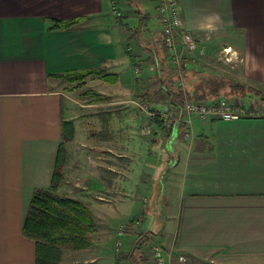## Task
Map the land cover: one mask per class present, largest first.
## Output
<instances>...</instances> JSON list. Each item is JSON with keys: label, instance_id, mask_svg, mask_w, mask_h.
<instances>
[{"label": "crops", "instance_id": "1", "mask_svg": "<svg viewBox=\"0 0 264 264\" xmlns=\"http://www.w3.org/2000/svg\"><path fill=\"white\" fill-rule=\"evenodd\" d=\"M176 1L186 31L198 42L184 58L192 72L185 81L188 92L194 93L197 73L231 77L262 91L264 0ZM75 18L83 22L71 30H50L56 21ZM161 38L155 0H0V264H35V243L23 236V222L34 190L51 188L63 119L75 129L66 149L79 141L64 82L53 75L104 68L119 75L116 84H109L115 87L132 71L130 52L138 77L154 80L157 71L149 56H163ZM160 63L170 70L168 63ZM118 101L123 104L126 97ZM246 101L231 100L233 106ZM258 111L238 121L193 118L190 125L184 123L186 136L174 127L166 220L157 232L151 230L153 220L146 230L173 259L184 255L188 264H264V110ZM90 137V151L104 140L103 152L111 155L110 135L94 132ZM105 170L112 171L110 162ZM91 184L89 195L109 189L98 176ZM160 192L152 194L153 212ZM140 216L144 219V212ZM94 242L88 250L96 248L99 242ZM97 263L93 255L82 262Z\"/></svg>", "mask_w": 264, "mask_h": 264}, {"label": "rangeland", "instance_id": "2", "mask_svg": "<svg viewBox=\"0 0 264 264\" xmlns=\"http://www.w3.org/2000/svg\"><path fill=\"white\" fill-rule=\"evenodd\" d=\"M153 49L158 51L156 47ZM160 57H163L162 54ZM166 64L169 67L174 66L169 60ZM126 74H123V83L115 87H110V83L97 78H88L83 87L64 82V93L68 95L73 105V117H76L78 121L79 141L66 149V160L61 171L63 183L59 184L58 189L61 196L79 197L87 202L95 221L99 224L100 231L91 235L94 241L99 242L95 249L77 253L65 252L62 264H79L92 255L98 257L97 264H115L116 254L126 255L140 246L139 236L142 235L148 239L150 233L146 230L152 220L155 221L151 229L154 233L165 223L167 213L164 202L171 199L166 195V177L170 170L168 159L173 155L172 142L176 136L173 134L169 141L166 140L164 131L154 121L157 112L167 121V127L176 126L181 129L184 136L188 135V131L182 128L183 122L174 120L175 113L172 108L162 103L142 105L137 102L135 80L141 73L132 67V71ZM155 80L149 79L145 82L147 81L148 86L155 87L157 85ZM229 80L236 81L231 77ZM249 88L253 92L246 95L240 93L236 96L229 95L227 93L229 90L226 89L224 93L227 98L224 99L233 105L232 99L246 98L245 105L234 106L245 107L258 115L259 109L264 110V89L260 91ZM87 90L106 93L102 94L107 97L106 101L92 104L91 97L82 95ZM120 95L122 98L126 97V102L123 104L117 103ZM87 105L96 106L88 107ZM94 113L97 118L92 116ZM94 132L100 133L103 138L111 136V155H105L103 152L104 140L96 141V150L90 151L87 148V145L93 144L90 133ZM78 145L86 147L79 149ZM109 162L111 172L105 170ZM97 176L106 181L109 189L104 193L89 195L91 181ZM157 189H161L160 199L156 202L157 212H153L151 208L154 207L155 197L153 198L152 194ZM125 211L127 215L124 217ZM141 212L145 214L144 219L140 216ZM153 240L154 236L149 245L138 250L137 255L141 264H154L152 255L153 248L157 246L154 245L157 238ZM121 264L130 263L122 260Z\"/></svg>", "mask_w": 264, "mask_h": 264}, {"label": "trees", "instance_id": "3", "mask_svg": "<svg viewBox=\"0 0 264 264\" xmlns=\"http://www.w3.org/2000/svg\"><path fill=\"white\" fill-rule=\"evenodd\" d=\"M82 22L83 18L56 21L50 30H71ZM127 29L132 31L129 27ZM128 57L132 66L136 68V57L130 52H128ZM149 58L155 64L157 85L152 88L141 77L136 78L135 99L142 105L162 103L164 106L176 110L177 114L179 106L186 98L196 101L226 99L225 93H220L226 89L229 90L227 93L231 96L240 93L246 95L253 92L249 87L231 81L227 77L212 75L207 78L197 73L196 77H199L200 80L194 86V93L190 94L187 87L180 86L181 80L184 79L188 82L190 73H192L184 64L187 62L186 59L183 60L180 67L172 66L169 70L160 63L167 61L165 56L161 58L158 56L157 58L156 54L151 53ZM158 59L161 61L159 62ZM53 78L71 85L75 84L77 87H83L88 78H97L110 84H116L119 81L117 73H110L104 68L70 71L53 75ZM255 94L259 95L258 93ZM82 95L91 97L92 104L102 103L107 99L95 90H87ZM154 121L164 131V137L169 141L175 126L167 127V121L162 119L158 112ZM182 128H184V124ZM178 130L181 131L179 128ZM62 134L63 142L57 152L51 188L49 190L40 188L34 190L23 222V236L35 243V264H61L63 253H77L93 248L95 242L91 235L99 229V224L95 221L93 213L84 202L57 193L63 178L61 171L66 160L65 143L72 141L75 135L73 124L64 119ZM153 236V233L149 234L148 239L142 235L139 236L138 244L140 246L126 255L116 254L115 264H121L122 260H127L130 264H141L137 252L149 245Z\"/></svg>", "mask_w": 264, "mask_h": 264}, {"label": "built area", "instance_id": "4", "mask_svg": "<svg viewBox=\"0 0 264 264\" xmlns=\"http://www.w3.org/2000/svg\"><path fill=\"white\" fill-rule=\"evenodd\" d=\"M157 12L162 25V38L160 47L163 56L171 61L173 67H180L185 54L194 51L197 47V37L185 29V23L181 9L176 0H155ZM230 49H226L228 53ZM188 66V63H184ZM180 86H185V80H181ZM179 115L173 117L177 122L191 124L193 118L219 119L223 121H238L245 118H254L257 114L248 111L245 107H235L228 100L219 98L211 101H196L186 98L179 106ZM182 120V121H181ZM154 264H188L184 255H178L175 259L161 246L153 248Z\"/></svg>", "mask_w": 264, "mask_h": 264}, {"label": "clouds", "instance_id": "5", "mask_svg": "<svg viewBox=\"0 0 264 264\" xmlns=\"http://www.w3.org/2000/svg\"><path fill=\"white\" fill-rule=\"evenodd\" d=\"M209 19H211V18H209ZM208 27L211 28V24H209Z\"/></svg>", "mask_w": 264, "mask_h": 264}]
</instances>
